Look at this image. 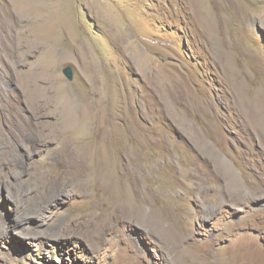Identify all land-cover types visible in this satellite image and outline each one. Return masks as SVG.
I'll return each mask as SVG.
<instances>
[{
	"label": "rangeland",
	"instance_id": "1",
	"mask_svg": "<svg viewBox=\"0 0 264 264\" xmlns=\"http://www.w3.org/2000/svg\"><path fill=\"white\" fill-rule=\"evenodd\" d=\"M0 264H264V0H0Z\"/></svg>",
	"mask_w": 264,
	"mask_h": 264
},
{
	"label": "bare ground",
	"instance_id": "2",
	"mask_svg": "<svg viewBox=\"0 0 264 264\" xmlns=\"http://www.w3.org/2000/svg\"><path fill=\"white\" fill-rule=\"evenodd\" d=\"M27 232L29 233V230L26 231V236H27L28 238H29V237H30V238H31V237H34V236H32L31 234H28ZM168 232H169V231H168ZM24 233H25V232H24ZM31 233H32V232H31ZM169 233H170V232H169ZM169 233H168V234H169ZM166 234H167V232H166ZM33 235H34V234H33ZM167 236H168V235H167ZM169 236H170V235H169ZM169 248H170V247H169ZM175 250H177V249H174L173 251H175ZM227 254H228V253H227ZM186 255H187V254H186ZM223 255H224V254H223ZM190 256H191V255H190ZM230 256H231V255H230ZM193 258H194V257H193ZM222 258H223V257H222ZM232 258H233V257H232ZM188 259H189V258H188ZM194 259L196 260V258H194ZM181 261H182V263L188 262L185 258H183ZM230 261H231V260H230ZM189 262H190V261H189ZM194 262H195V261H194ZM194 262H193V263H194ZM232 262H233V261H232ZM229 263H230V262H229Z\"/></svg>",
	"mask_w": 264,
	"mask_h": 264
},
{
	"label": "water",
	"instance_id": "3",
	"mask_svg": "<svg viewBox=\"0 0 264 264\" xmlns=\"http://www.w3.org/2000/svg\"><path fill=\"white\" fill-rule=\"evenodd\" d=\"M64 74L69 78L71 79L73 77V73H72V70H71V67L70 66H67L64 70H63Z\"/></svg>",
	"mask_w": 264,
	"mask_h": 264
}]
</instances>
